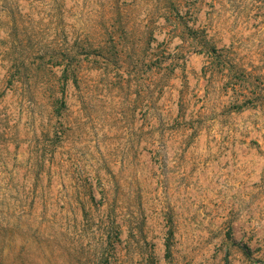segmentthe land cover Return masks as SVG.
Listing matches in <instances>:
<instances>
[{
    "label": "rangeland",
    "instance_id": "1",
    "mask_svg": "<svg viewBox=\"0 0 264 264\" xmlns=\"http://www.w3.org/2000/svg\"><path fill=\"white\" fill-rule=\"evenodd\" d=\"M0 264H264V0H0Z\"/></svg>",
    "mask_w": 264,
    "mask_h": 264
}]
</instances>
